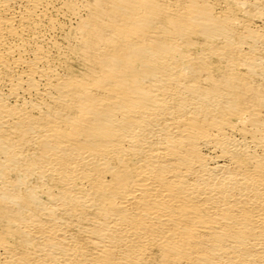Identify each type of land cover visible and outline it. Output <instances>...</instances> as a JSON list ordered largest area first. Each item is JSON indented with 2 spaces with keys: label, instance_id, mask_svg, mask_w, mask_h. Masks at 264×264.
<instances>
[{
  "label": "bare ground",
  "instance_id": "bare-ground-1",
  "mask_svg": "<svg viewBox=\"0 0 264 264\" xmlns=\"http://www.w3.org/2000/svg\"><path fill=\"white\" fill-rule=\"evenodd\" d=\"M0 264H264V0H0Z\"/></svg>",
  "mask_w": 264,
  "mask_h": 264
}]
</instances>
